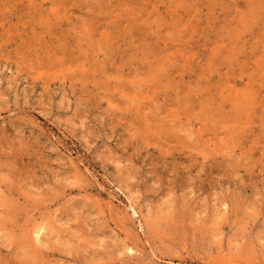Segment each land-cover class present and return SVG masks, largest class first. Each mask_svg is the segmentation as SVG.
Returning a JSON list of instances; mask_svg holds the SVG:
<instances>
[{
  "label": "rangeland",
  "instance_id": "obj_1",
  "mask_svg": "<svg viewBox=\"0 0 264 264\" xmlns=\"http://www.w3.org/2000/svg\"><path fill=\"white\" fill-rule=\"evenodd\" d=\"M263 128L264 0H0V264H264Z\"/></svg>",
  "mask_w": 264,
  "mask_h": 264
},
{
  "label": "bare ground",
  "instance_id": "obj_2",
  "mask_svg": "<svg viewBox=\"0 0 264 264\" xmlns=\"http://www.w3.org/2000/svg\"><path fill=\"white\" fill-rule=\"evenodd\" d=\"M166 45L169 46L170 44L168 42H166ZM88 64H90V63H88ZM162 71L163 72H169L168 69H163ZM163 75H165V74L162 73V76ZM162 80L158 81L155 79V81H156L155 84L160 85ZM164 93L166 94L167 92H164ZM145 94L146 95L144 98L146 100H149L148 101L149 104L155 105L156 101L152 97L151 89H145ZM179 95L182 96L181 93H179ZM132 99H134V101H135V98H132ZM137 103L141 106H142V104H144V106L147 107V103H144L139 99H137ZM158 116L162 117L161 111H156V110L151 111V117L152 118H155ZM190 125H192V122L179 121V122L175 123V125H174L175 128H173V127H171V129L166 128V134H169L172 131H176L175 134H171L169 139H170V147L174 148L177 151L176 152L178 155L177 158H180L181 160L190 162V164L188 163L186 165L187 168H190L192 166L195 167V166H197V163L193 161L194 156H196V152H198V153L202 152L199 148H201L200 146L203 145V146L209 148V150H211L212 153H214V161H220V147H221L220 145H221V142L218 140V134L219 133H216L215 136L212 138V137H210V134H208V132H207L208 130H206V128H204L203 126L200 127L199 130H197L196 132L191 133V131H192L191 127L192 126H190ZM225 127L224 128L227 129L228 126H225ZM146 128H147V131L149 133H152V132L155 133V130L148 129V126ZM228 129L230 131H232L231 127H228ZM263 130H264V128H263ZM165 153H167V151H165ZM201 154L204 155L205 161H208L207 160V152H202ZM187 155H189V156H187ZM206 163L207 162H204L203 167H206L207 169L210 167L213 168L212 166H209ZM218 164L221 165L222 162H218L217 165ZM219 169H217V170H219ZM180 170H182V169L177 168L178 172H180ZM6 211L8 213V209H6ZM9 213H12L11 209H9ZM173 225H174V223H173ZM16 228H17L16 224L12 225V233H6L5 234V236H7V235H12L14 233L16 234L18 232L21 235L20 237L17 238L16 246H14V248L12 250V251L17 252L19 255H22V257H20L15 262V264H44L43 263L44 257H50L51 255L56 256V250H54L55 240H53L51 238L52 237L51 236L52 229L48 230L47 228L43 227L42 224H39V223L34 224V222L32 223V226L29 225L28 227H26V229L23 227H20V229H16ZM43 230H46V233H44ZM44 236H47V239H45V240H47L49 243H46V241L44 240ZM6 244L11 246L9 243H6ZM52 246H54V247H52ZM56 246H58V245H56ZM57 248H55V249H57ZM60 248L61 247H59L58 249L60 250ZM77 249H80L79 246H77ZM53 250H54V252H52ZM131 251H133V249H131ZM61 252H63V250ZM74 258H76V257H74ZM82 258H83V255H81V259ZM36 261H38L39 263Z\"/></svg>",
  "mask_w": 264,
  "mask_h": 264
}]
</instances>
